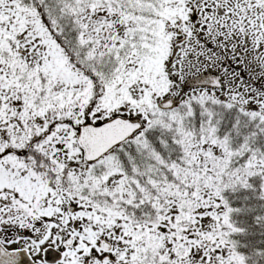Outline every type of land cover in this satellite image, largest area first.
Here are the masks:
<instances>
[{
  "label": "snow or ice",
  "instance_id": "1",
  "mask_svg": "<svg viewBox=\"0 0 264 264\" xmlns=\"http://www.w3.org/2000/svg\"><path fill=\"white\" fill-rule=\"evenodd\" d=\"M0 264H264V0H0Z\"/></svg>",
  "mask_w": 264,
  "mask_h": 264
}]
</instances>
